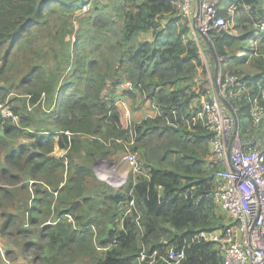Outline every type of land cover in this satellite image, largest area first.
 I'll use <instances>...</instances> for the list:
<instances>
[{
    "label": "trees",
    "instance_id": "16d2710c",
    "mask_svg": "<svg viewBox=\"0 0 264 264\" xmlns=\"http://www.w3.org/2000/svg\"><path fill=\"white\" fill-rule=\"evenodd\" d=\"M240 1L251 6L252 16L247 17L250 22L260 19L264 23L261 0ZM126 2L133 9L123 16V52L113 67L102 74L99 62L80 61L71 80H42L43 87L35 90L33 104L42 100V95L54 104L48 109L51 128L27 133L33 141L30 145L11 147L6 138L25 135V130L0 113V151L5 152L0 181L2 174L13 178V183L26 177L34 186L27 224L35 228L29 234L38 242L25 243V252L36 249V258L48 264H149L140 262L143 252L164 254L171 247H185L183 264H223L213 244L194 241L199 232L220 229L226 221L225 217L222 224L217 221V182L207 163L212 155V134L202 124H194V117L201 111L194 107L199 96L193 89L196 71L202 66L199 46L189 38L183 18L178 16L179 0ZM56 3L62 2L0 0V59L9 60L25 35L44 23L46 12ZM86 3L80 8L62 5L82 15ZM226 13L220 12L224 16ZM110 24V18H99L95 23L105 28ZM144 33H152L154 41L136 43ZM249 39L254 44L264 42V31L256 28L252 36L213 33L210 47L219 58ZM259 67L263 73L256 80L237 75L249 85L264 86V62ZM85 71L87 76H82ZM110 78L116 84L110 85ZM125 80L142 88L120 94L119 85ZM4 89L0 88V96ZM127 95L149 100L157 115L125 129L115 103ZM238 107L240 115L246 112L250 118L247 100L240 98ZM19 118L23 125L30 124V118ZM117 141L137 155L145 174L133 175L123 190L106 197L107 210L92 217L86 198L88 180L96 179L92 165L115 148ZM57 146L66 151L63 158L52 155ZM79 158L84 159L83 164L77 163ZM7 191L5 198L12 204L17 194ZM132 199L135 208L127 214ZM20 210L4 215L7 218L2 233L16 229L19 235L29 236L19 231Z\"/></svg>",
    "mask_w": 264,
    "mask_h": 264
},
{
    "label": "rangeland",
    "instance_id": "374dc122",
    "mask_svg": "<svg viewBox=\"0 0 264 264\" xmlns=\"http://www.w3.org/2000/svg\"><path fill=\"white\" fill-rule=\"evenodd\" d=\"M58 1L62 3L54 4L52 9L46 12L44 23L25 35L16 49L11 52L9 60L0 59V70L3 69V72L0 73V88H5V91H1L3 95L0 96V106H9L15 115L31 119L30 124L26 123L25 125L21 123V118L19 121L12 120L13 125L22 126L25 135L7 137L6 140L11 147H19L22 144L30 145L33 141L27 137V133L47 130L53 126L52 120L48 119L50 115L48 109H53L54 106L53 103H50L49 97L42 95V100L37 104L32 102L35 90H40L43 87L42 80L44 82L53 80L66 83L71 80L76 63L80 61L84 64L86 62H99V70L103 74L110 66L113 67L116 64L119 54L123 52L120 46L124 28L123 16L126 11L133 9L130 3H127L126 0ZM261 1L264 6V0ZM85 3L91 4V9L82 15L80 12L76 13L73 9L65 6H79L80 8ZM248 15L252 16L251 10L250 12L246 9L237 11L232 23L234 35L250 34L252 36L256 28L260 29L259 25L262 20L254 21L253 19L252 23L248 19ZM178 16L182 19L179 8ZM99 18H110V26L107 28L103 25L96 26L95 23ZM152 41H154L152 33H144L139 36L136 43ZM195 43L199 46L202 59V66L196 71L195 85L193 86L199 96L194 107L198 108L199 111L202 110L203 102L209 99L208 92H213L215 89L214 84L218 77L224 78L241 74L254 80L263 73L259 67L264 62L263 41L254 44L249 39L234 49H230L227 56L219 58L216 57L215 51L210 47L212 44H209L205 39L202 38ZM7 49L8 46L5 47L4 51L7 52ZM243 51L245 53H242ZM1 57L3 58L4 54ZM32 71L34 72L31 75ZM87 72L85 71L82 76H87ZM109 74L117 81V75L114 72L111 71ZM28 75L30 78L26 80ZM112 78L108 81L110 85L116 84ZM151 106H153L152 102ZM238 118L242 139L256 140V143L264 150V119L260 126L255 127L246 112H243ZM0 134L3 135L1 128ZM114 144H117L115 148L112 147L105 157L99 158L92 165L96 179L88 180L86 194V198L90 202L87 211L92 217L99 216L102 211L107 210L109 205L106 197L119 193L132 180L133 175L129 171L128 165L123 162V157L129 147L127 144L124 147L122 141H117ZM65 154L66 151L57 146L52 155L60 159ZM4 157L5 152L1 150L0 170L5 167ZM83 160L79 158L77 163L83 164ZM207 163L211 169V174L214 176L222 168L214 161L212 155L207 158ZM3 175L0 181L2 191H0V206L3 204V208H0V243L5 247L7 258L12 264H48L36 258V249L33 248V251L25 252V243L38 242L37 238L29 234L30 230H35V228L27 224V212L30 210L35 195L33 182L25 177L19 183H13L15 181L13 178H4ZM7 190L17 194L12 199V204H9L5 198ZM16 208H21L20 211H17L21 218L19 231L26 232L29 235L27 238L19 235L16 229L10 230L6 234L1 231L7 218L4 215L15 214ZM217 213V221L222 224L224 215L220 211ZM100 252L102 253V251ZM36 259L38 261H35ZM76 264L88 263L81 261Z\"/></svg>",
    "mask_w": 264,
    "mask_h": 264
},
{
    "label": "built area",
    "instance_id": "2783aa9c",
    "mask_svg": "<svg viewBox=\"0 0 264 264\" xmlns=\"http://www.w3.org/2000/svg\"><path fill=\"white\" fill-rule=\"evenodd\" d=\"M178 8L192 41L205 39L212 44L213 33H231L233 18L239 9L250 12L251 6L240 0L223 5V0H179ZM91 4L82 8L87 13ZM226 11V16L220 12ZM264 31V23H260ZM215 89L209 93L208 101L194 117V124H202L212 135L209 142L214 161L222 168L215 174L217 182L214 199L226 221L223 227L202 231L195 235L194 241L211 243L221 253L223 264H264V150L256 140L242 139L239 127L240 110L238 101L244 98L250 104V119L258 127L264 119V86L249 85L240 76L218 77ZM131 80L122 81L119 92L136 93L141 89ZM115 107L122 109L126 116L130 108L126 100L117 99ZM5 119L19 121L9 106H0ZM132 124L129 123V128ZM132 175H144V164L137 155L127 149L123 157ZM125 177V176H124ZM135 208L130 200V213ZM187 258L185 247H171L166 253L145 252L140 262L149 264H183Z\"/></svg>",
    "mask_w": 264,
    "mask_h": 264
},
{
    "label": "crops",
    "instance_id": "0c3cea01",
    "mask_svg": "<svg viewBox=\"0 0 264 264\" xmlns=\"http://www.w3.org/2000/svg\"><path fill=\"white\" fill-rule=\"evenodd\" d=\"M229 3L223 2V5L226 6ZM232 32L229 34L233 36H238V35H234ZM123 98L126 100V103L128 104L130 108L129 116H126L125 112L122 109L119 110L121 114L122 125L125 129L126 127H128L129 123H131L132 125L139 124L157 115V111L155 107L151 106V102L149 100H146V99L143 100L140 96L136 98H132L129 96L123 97ZM0 264H12V262L6 256L4 245H1V243H0Z\"/></svg>",
    "mask_w": 264,
    "mask_h": 264
}]
</instances>
